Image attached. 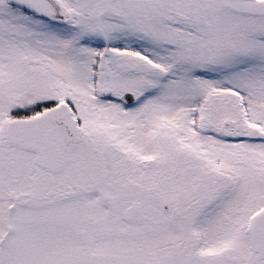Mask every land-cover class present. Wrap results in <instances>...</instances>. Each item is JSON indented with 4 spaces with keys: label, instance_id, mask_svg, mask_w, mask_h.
I'll return each mask as SVG.
<instances>
[{
    "label": "snow or ice",
    "instance_id": "1",
    "mask_svg": "<svg viewBox=\"0 0 264 264\" xmlns=\"http://www.w3.org/2000/svg\"><path fill=\"white\" fill-rule=\"evenodd\" d=\"M0 264H264V0H0Z\"/></svg>",
    "mask_w": 264,
    "mask_h": 264
}]
</instances>
